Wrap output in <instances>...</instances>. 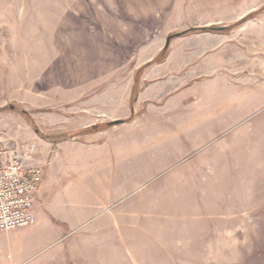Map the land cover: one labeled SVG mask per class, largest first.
Here are the masks:
<instances>
[{
	"label": "rangeland",
	"instance_id": "obj_1",
	"mask_svg": "<svg viewBox=\"0 0 264 264\" xmlns=\"http://www.w3.org/2000/svg\"><path fill=\"white\" fill-rule=\"evenodd\" d=\"M250 14L229 33L192 30ZM150 72L167 81L160 94L170 84L181 91L163 96L162 113L136 122L133 113L102 149L53 155L41 212L0 232V264H63L77 237L97 228L109 232L85 243L93 264H264V0H0V146H35L43 161L37 129L64 132L55 125L63 116L49 115L55 106L95 84L128 96L133 83L140 112ZM144 162L150 180L138 185ZM105 171L135 188L100 195ZM102 204L133 214L108 223Z\"/></svg>",
	"mask_w": 264,
	"mask_h": 264
},
{
	"label": "crops",
	"instance_id": "obj_2",
	"mask_svg": "<svg viewBox=\"0 0 264 264\" xmlns=\"http://www.w3.org/2000/svg\"><path fill=\"white\" fill-rule=\"evenodd\" d=\"M162 70H166L165 65H160ZM148 71V70H147ZM160 76H153L152 73H148L146 77H144L145 80L148 81L149 84L145 86L143 95L140 96L137 101H139V104L143 101V103H146L142 105L141 111L138 112L136 109L138 108L136 106V102H134V105L132 104V84L129 85L128 88V96L123 95V92H117V96L114 97V95L108 97L104 95V93L99 89L100 85H90V88H96L95 90H89L87 92H84L81 96L74 98L73 100H65L61 102L64 106L62 108L58 106H55V109L59 110V112L52 111L49 112L50 116H63L64 118V124H55V125H64V127L60 126L61 129H63L64 132H70V131H76V130H87L90 128H94L96 126V129H98L99 125H103L105 123H110L116 120H123V122L119 124H115L112 126H105L102 129L99 130L94 129V132L91 133V131H88L86 133L80 134L78 138L74 140H64L58 143H53L49 141L43 140V143L45 144V147L49 149V156L47 159H44L43 161H40L42 164L45 165V176L43 180V185L41 186V190L37 197V205H36V213L40 214L43 203H38L40 201L42 194L44 191L48 189V185H46L49 177V172L51 170H54L56 168V163L53 159V155H61V148L62 149H69L73 151V149H79L81 151H94L98 149H102V147L106 144V142L113 138V134L118 131V125L120 124H127V119L131 117V115L135 114V120L133 122H136L138 117L144 116L145 113L150 111L152 113L154 110L158 112H163L164 108L161 105L162 100L164 99L163 96L168 95H174L173 93H178L181 91L178 86H174L170 84L169 87L172 89L161 93L163 89L164 83H167V81H161L159 78ZM161 89V91H159ZM161 101V102H160ZM159 102V103H158ZM61 109L64 110V113L61 112ZM43 111L41 108H37V111ZM40 112V111H39ZM41 113V112H40ZM69 113V114H68ZM77 121L78 124H68V121ZM115 127V128H113ZM117 129V130H114ZM94 134V135H93ZM150 146L146 150V146L144 147V150L141 151V148H139L138 152H141L143 159L146 161L147 156H150ZM57 157V156H56ZM136 163L135 161H131ZM150 165V161H148ZM142 163H140L139 168V176H138V185L143 184V182L146 180V174L149 177L150 180V172L146 170V162H144V167L142 168ZM105 165V163H104ZM124 173L128 174L129 171H123ZM105 176L99 177L97 179V193L104 197L108 198H120L123 196V194H127L131 189L135 188L134 184L135 181L132 182V179H130L128 176L125 177L122 180H115V178L111 177L108 174V171H105ZM78 181L76 178H74V185H76ZM84 183L86 185H84ZM90 179L87 177L85 181H82V186H85V192L91 193L90 191ZM48 196L45 194V201L47 200ZM39 199V200H38ZM99 214L103 215L104 218H106V222H117L120 221L124 215L127 214H133L130 213L128 210L120 212L119 210H114V208H110L108 204H102L100 211H98ZM50 217L51 221L58 222V224L63 223L61 220H56V218L52 217L50 214L46 215ZM72 222V220L65 221ZM75 223L79 225L80 220L75 217ZM81 227V226H80ZM108 228L99 230L98 228L95 230H87V239L91 238L94 243L97 242V237H100L102 232H109L107 230ZM117 229V232H119V229ZM79 230V228L74 229L73 232ZM106 235V234H105ZM108 236V235H106ZM75 242L71 244L70 251L67 252V255L69 257V260L64 258L63 264H93L92 258H90L88 255L85 254V243H88L90 240H80L79 237H77ZM112 242V238L109 236L105 238L104 244ZM112 248V246H111ZM135 264V261H132ZM113 264H119L117 261Z\"/></svg>",
	"mask_w": 264,
	"mask_h": 264
},
{
	"label": "built area",
	"instance_id": "obj_3",
	"mask_svg": "<svg viewBox=\"0 0 264 264\" xmlns=\"http://www.w3.org/2000/svg\"><path fill=\"white\" fill-rule=\"evenodd\" d=\"M35 146H0V232L36 222V201L45 176Z\"/></svg>",
	"mask_w": 264,
	"mask_h": 264
},
{
	"label": "trees",
	"instance_id": "obj_4",
	"mask_svg": "<svg viewBox=\"0 0 264 264\" xmlns=\"http://www.w3.org/2000/svg\"><path fill=\"white\" fill-rule=\"evenodd\" d=\"M252 14L248 15L247 17H244L242 20H240L239 22H237L236 24L234 25H231V26H224V27H198V28H194L192 30H201V31H205V30H213V31H219V32H223V33H229L232 31V29L234 27H236L238 24H241L243 22H245L247 19H249V17L251 16ZM190 30H187V31H183L182 34H186L187 32H189ZM150 64H147L146 66H148ZM145 66V67H146ZM136 87L137 85L135 84V92H136ZM136 94V93H135ZM135 99H136V96L132 97V104L134 105V102H135ZM46 110H49V109H46ZM134 117L131 116L129 119H127V121H130L132 120ZM30 122L33 126L37 127V125L35 124V122L33 121V119H30ZM114 123L110 122V123H106L104 126H112ZM39 135L41 134L43 139L45 140H48L50 142H53V143H58V142H61V141H64V140H74L76 139L80 134H83V133H86L88 131H94V128H90V129H87V130H76V131H70V132H63V133H60L58 136L56 137H53V136H44L42 133L39 132V129H37Z\"/></svg>",
	"mask_w": 264,
	"mask_h": 264
},
{
	"label": "water",
	"instance_id": "obj_5",
	"mask_svg": "<svg viewBox=\"0 0 264 264\" xmlns=\"http://www.w3.org/2000/svg\"><path fill=\"white\" fill-rule=\"evenodd\" d=\"M176 36H182V32H180V33H176V34H173V35L168 36V38H167V42H166V48L169 47V45H170V43H171V40H172L174 37H176ZM13 107H14V106H12V108H13ZM121 122H123V120H116V121H113L112 123H114L113 125H115V124H119V123H121ZM94 129H96V126H94Z\"/></svg>",
	"mask_w": 264,
	"mask_h": 264
}]
</instances>
